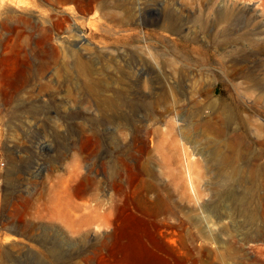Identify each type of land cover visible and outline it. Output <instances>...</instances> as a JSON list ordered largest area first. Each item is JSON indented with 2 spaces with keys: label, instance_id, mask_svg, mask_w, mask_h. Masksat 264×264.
I'll list each match as a JSON object with an SVG mask.
<instances>
[{
  "label": "rangeland",
  "instance_id": "374dc122",
  "mask_svg": "<svg viewBox=\"0 0 264 264\" xmlns=\"http://www.w3.org/2000/svg\"><path fill=\"white\" fill-rule=\"evenodd\" d=\"M224 1L0 0V264H264V184L247 161L243 180L224 165L230 134L195 113L210 96L264 118L233 85L262 75L264 51L212 47L228 23L195 19ZM92 192L109 200L105 223L78 207Z\"/></svg>",
  "mask_w": 264,
  "mask_h": 264
},
{
  "label": "bare ground",
  "instance_id": "6f19581e",
  "mask_svg": "<svg viewBox=\"0 0 264 264\" xmlns=\"http://www.w3.org/2000/svg\"><path fill=\"white\" fill-rule=\"evenodd\" d=\"M256 1L258 2V5H257L258 9L249 8V7L247 8L244 6L240 7L238 5V0H232L231 2L226 0L224 2H221L219 4L220 8L217 10L216 17L215 18L213 17L214 18L213 20H211L212 18L211 19L208 18V16L206 17L204 14H202V15L198 14L197 15V17L195 19L199 22V28L203 32H209L210 29L213 30L211 28V27H213V24L215 22H219L220 20L225 19L226 22L228 23V26L225 25L221 29L216 28L217 30L214 34V40L212 39L213 40V43L211 44L212 47H215L221 51L234 53V54L239 53V52H244V51L259 52V53L264 51V36H262V34H264V0H256ZM215 3H216V1L213 3V5H210V6L204 5V10H206V12L207 13L209 12V14H210L215 9L214 8ZM100 7L102 8L103 6L101 5ZM237 9H238V12H240L241 15H243V18L247 20V22L250 21L251 23H253L252 25L250 22L248 23L249 25H251L250 27H244L242 29L233 27V25H232L233 19H236L237 18L236 16L240 15V14L236 15ZM103 13L107 14V12L105 10L103 11ZM237 19H239V18H237ZM214 26H216V25H214ZM164 28L168 29V30L177 29L176 25L174 23L165 24ZM220 35H222L223 38L217 40L218 36H220ZM239 59H241V58H239ZM252 59H253V57H252ZM239 61H241V60H239ZM239 63L240 62H238V64ZM242 65H243V63H242ZM261 67L264 68L263 63H261ZM248 68H249V66H248ZM263 68H260V70H263ZM260 70H258V71H260ZM79 71H82L83 75H87L88 74V67L81 65ZM238 73L239 72H237V74ZM258 73H260V72H258ZM253 75H251V76L247 75V79L244 81V82H246L245 85L241 84L239 81H238L239 83H234L233 84L234 88L238 94L240 92H242V93L251 95L250 97L253 96L252 100L255 103H258L259 105L261 104V106L264 107V72L262 73V75H254V76ZM206 89H207V86H206ZM204 92L206 94L207 90ZM211 96L213 97V95H211ZM230 96L234 97L235 94L231 93ZM206 98H207V96H206ZM246 98H248L247 95H246ZM218 100H219V102L217 104L216 101H218ZM248 100H249V98H248ZM177 101L175 99L174 102L177 103ZM200 101H201V99H199L197 102L201 103L202 101L201 102ZM104 104L105 105L107 104L106 106L110 107V110L115 108V102H114L113 98L106 99ZM205 109H208V111L210 110L211 114H214L215 116H217L218 120L221 121V125H222L223 130L226 133L230 134L229 138H227L225 140L226 148H225L224 154L222 156V162L224 163V165L226 167L231 165L233 167L234 175L237 176L239 180H243L245 178L246 171H245V167L242 166L240 164V162L241 161H243V162L247 161V162H249V164L251 166L250 167V174H249L251 177L250 181L253 182L255 180V178H260L261 183L264 184V118L262 119V117L258 113H257V115H252L251 113L243 112L240 110L239 111L236 110L235 112L232 110H229L227 104L224 103L223 100H221L219 98L218 99L217 98L212 99V98H210V96H209L207 101L202 102L200 105H198L196 107L195 113L199 114L200 112L204 111ZM256 109H258V108H256ZM232 125H233V127H232ZM211 128L215 129V127H213V126H211ZM217 128H219V127H217ZM230 128H231V131H229ZM156 130L157 129L154 128V130H152V131L156 132ZM169 130L173 133V131H174L173 124H170ZM186 130H187V128L185 129V131ZM182 134L184 135V132H182ZM185 134H186V132H185ZM184 137L187 138L186 135H184ZM239 145H242V149H240V150H239ZM191 163L192 162H187V164H188L187 175H189V177H191V174L193 173L192 168H191V166H192ZM80 166H81V164H80ZM78 167H79L78 163H76L74 168L72 169V176H74L75 178L79 177V175L81 173L80 172L81 170L79 171ZM116 167H117V165H116ZM141 168L144 171H146L147 173H149L150 176L155 174L154 169L151 165V159L149 157H147L143 160V162L141 163ZM116 169L117 168H113L110 165H107L105 167L106 175L104 177V180L105 181L111 180L113 187H114V184L117 182V180H119ZM92 184L94 186V190L98 189L100 181L95 178L93 180ZM150 186H152V185H150ZM252 186H253V184H252ZM151 189L155 190V188H151ZM108 192H111V191H108ZM110 194L112 195V193H110ZM108 196H110V195L108 194ZM108 203H109V200L106 201L103 198H101V196L97 192H92L86 196L85 200L80 201L78 207H81V209L88 211L89 213H96V221L101 222V223H105L108 221L107 218H109V215L111 214V206L108 205ZM199 260H200V262L197 261L195 264H211L209 261L210 259L208 260V258H205V259L199 258ZM215 261H217L216 258H215Z\"/></svg>",
  "mask_w": 264,
  "mask_h": 264
}]
</instances>
